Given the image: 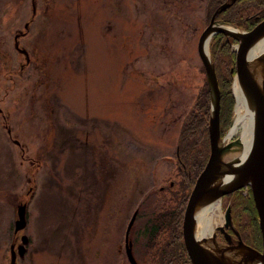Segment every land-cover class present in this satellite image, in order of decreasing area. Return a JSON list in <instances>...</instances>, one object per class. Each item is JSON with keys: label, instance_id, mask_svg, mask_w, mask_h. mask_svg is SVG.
<instances>
[{"label": "rangeland", "instance_id": "obj_1", "mask_svg": "<svg viewBox=\"0 0 264 264\" xmlns=\"http://www.w3.org/2000/svg\"><path fill=\"white\" fill-rule=\"evenodd\" d=\"M209 3L0 0V264L23 236L16 264H130L134 214L136 242L157 206L141 203L183 179L168 159L205 85ZM21 204L28 225L17 233Z\"/></svg>", "mask_w": 264, "mask_h": 264}, {"label": "trees", "instance_id": "obj_2", "mask_svg": "<svg viewBox=\"0 0 264 264\" xmlns=\"http://www.w3.org/2000/svg\"><path fill=\"white\" fill-rule=\"evenodd\" d=\"M224 4L230 6L219 13L216 18L218 21L247 32L253 31L255 26L264 21V0H210L206 16L209 22L214 13L221 11ZM212 41L210 52L219 77L220 126L221 137L224 139L234 119L235 98L232 89L237 73L235 62L237 54L236 51H232V47L237 41L228 39L225 35H216ZM224 73L225 77L221 79L219 75ZM204 84L198 93L194 110L190 112L182 126L175 159L172 160L177 161L183 179L145 198L141 203L142 209L152 196L157 204L152 214L153 219L147 220V225L136 242L132 240L135 227L133 226L130 231L129 238L137 264H192L184 244L183 220L191 191L198 176L204 171L211 153L209 123L212 106L207 77ZM224 200L231 205L232 227L228 230L234 233V239L237 241L240 237L253 247L255 245L261 247L262 232L252 190L247 195L241 190L224 197ZM163 203L169 207L165 209Z\"/></svg>", "mask_w": 264, "mask_h": 264}, {"label": "water", "instance_id": "obj_3", "mask_svg": "<svg viewBox=\"0 0 264 264\" xmlns=\"http://www.w3.org/2000/svg\"><path fill=\"white\" fill-rule=\"evenodd\" d=\"M236 1V0H233ZM230 4H224L221 7V11H217L213 14L211 18V22L209 26L204 30L202 36L199 40L198 53L200 55L201 62L204 65L205 74H207V81L210 86V95H211V119L209 123V138H210V148L211 153L209 156V160L204 171L198 176L196 180V184L192 189V193L188 199V205L185 210V216L183 220V235H184V244L187 249L188 256L192 264H220L210 260L207 255L205 248L202 243H208L209 240H203V242H199L194 235V230L196 226V217H197V209L201 203L202 198L212 195L216 198H224L230 193H234L237 191H241L243 188H249L252 190L253 200L255 202L256 210L259 215V227L260 232H262V242H263V250L262 253L257 250L251 248L246 245L242 240L239 239L235 242L236 245L232 244V240L230 236L226 233V230L232 227V215L231 208L228 207L225 211V220L224 225L215 231V236L212 239V243L217 245V250L220 251L221 255L229 256L228 253L238 254V260H234L233 262L228 258L226 264H242L250 262L252 257L257 256L261 258L264 263V80L263 87L260 89L256 83L251 80V72L249 67L248 56L251 51V47L256 44L257 41L261 40L264 37V21L255 26L254 30L251 32L244 31L236 28V30L240 31L241 34L235 35L230 33L227 30L216 29V24H224L229 26L225 22H221L216 20L217 16L220 12L225 11ZM28 29V26L25 27ZM216 35H225L228 39L236 40L238 45L237 55H236V78H238L239 82L248 90L250 93L254 95L255 101L258 106V118H257V128H256V139L253 144V149L250 152L249 159L244 165V169L235 183L230 184V186L226 188H217L213 186V181L217 179L220 175H222L226 171V167L221 164V155L224 152L225 148L221 146V143L227 138L222 139L221 137V126H220V101L221 94L218 84L217 73L215 70V64L212 63L211 53L209 52L210 44L213 40V37ZM20 36L15 38L16 43H18V39ZM206 43L208 44L207 52H206ZM16 50L20 53H23L27 57L28 53L26 50H20L18 45L16 46ZM17 143V142H16ZM18 144V143H17ZM18 219L15 226V232L21 231L26 228L27 221V206L21 204L18 209ZM136 213L134 214L133 219L128 225V231L126 233V254L127 259H129L130 264H137L136 259L133 257L132 253V245L130 242L129 234L133 229V225L136 221ZM224 234L226 237V244L220 243L218 240V234ZM23 245L19 247L18 253L21 256H24L25 253V245L29 242L26 237L22 239ZM15 247L11 248L12 254V262L11 264H16L17 253L15 252ZM227 253V254H226ZM240 256V257H239Z\"/></svg>", "mask_w": 264, "mask_h": 264}, {"label": "bare ground", "instance_id": "obj_4", "mask_svg": "<svg viewBox=\"0 0 264 264\" xmlns=\"http://www.w3.org/2000/svg\"><path fill=\"white\" fill-rule=\"evenodd\" d=\"M216 29H224L232 34H241L235 27H229L224 24H216ZM206 43V52L207 46ZM248 56L249 67L251 72V80L262 89L264 80V37L257 41L250 49ZM208 53V52H207ZM234 90L236 100V108L234 111V121L232 128L227 136L226 144H224L225 150L221 155V164L224 165L226 171L213 181V186L217 188H226L230 184L239 180V177L244 169V165L250 158V152L253 149V144L256 139V128L258 118V106L255 101L254 95L250 93L239 82L238 78L234 81ZM239 136L237 142L233 145L232 140ZM222 199L216 198L212 195L202 198L201 203L197 209L196 226L194 235L199 242L203 240H209L208 243H202L203 247L210 260L220 264H226L228 256H222L217 248L212 247V239L215 236L217 230L216 225L219 222V218L216 217V210H220L222 205ZM242 264H264L261 258L257 256L252 257L250 262Z\"/></svg>", "mask_w": 264, "mask_h": 264}, {"label": "flooded vegetation", "instance_id": "obj_5", "mask_svg": "<svg viewBox=\"0 0 264 264\" xmlns=\"http://www.w3.org/2000/svg\"><path fill=\"white\" fill-rule=\"evenodd\" d=\"M22 35H24V34H22ZM23 56H24V54H22ZM31 65V62L29 63V64H26V65H22V68H21V70H24L25 68H27V67H29ZM238 192H241V191H238ZM236 193V192H235ZM233 194V193H232ZM244 194H246L245 193V191H244ZM228 206H231L230 205V203H228ZM226 233L228 234V236H230V238H231V240H232V244H234V245H236L237 243H235V239H234V237H233V234L234 233H231V231L230 230H226ZM225 235L224 234H218V240H219V242L220 243H225ZM22 239V238H21ZM244 242V241H243ZM244 243H246V242H244ZM248 246H250V247H252L253 249H255V250H257L258 252H260V253H262V250H263V246H257V245H255L254 247L253 246H251V245H249L248 243H246ZM262 245H263V243H262ZM14 246H16V245H14ZM18 247V246H17ZM235 254V253H234ZM240 257V256H239ZM241 258V257H240ZM240 258H238V259H240Z\"/></svg>", "mask_w": 264, "mask_h": 264}]
</instances>
